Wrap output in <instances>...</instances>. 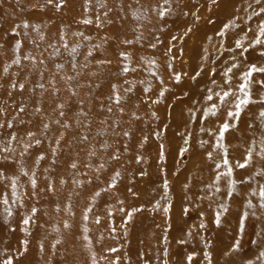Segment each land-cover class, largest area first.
<instances>
[{
    "label": "bare ground",
    "instance_id": "obj_1",
    "mask_svg": "<svg viewBox=\"0 0 264 264\" xmlns=\"http://www.w3.org/2000/svg\"><path fill=\"white\" fill-rule=\"evenodd\" d=\"M172 1L176 4L175 7L179 8L170 21L180 20L185 13L189 17L194 10V5L180 6L181 0ZM207 1L209 0H196V4ZM223 1H226L227 5L230 3L233 5L234 2V0L220 2ZM245 1L236 7V12L240 11L245 23L236 26L233 34L227 35V39H225L226 35L213 33L214 49H206L201 44H189L187 48L197 51L198 57L202 60L201 64L191 62V70L198 71V75L194 78L190 73L187 74L182 85L177 86L173 83L164 93L168 98L177 96L179 91L184 93L182 99L184 104L182 101H177L171 106L176 115L174 118L176 120H173L175 125L186 123L182 128V135L189 136V141L183 140L179 147L187 144L190 149L188 151L192 153V159L183 161L175 156L178 150L175 152V147L170 149V143H167L165 152L161 153V157L158 156V161H162L167 177L171 178L173 173L180 176L177 180L174 175V181L171 180L173 185L169 188L172 189V194H165L170 200L192 207L193 212L190 214H183L178 208L175 223L177 226L189 223L194 234L174 237L175 228L169 232L168 229L164 231L167 237H171L181 249L194 247L193 251L198 253L195 260L197 264L211 262L208 254L205 256L199 253L201 250L212 251V261L215 258L216 264H234L241 260V254L244 253L241 243H238L230 253L221 255L220 246L213 242L212 235L242 236L244 231L258 237L264 234V196H261L264 189L257 187L264 181V166L260 163L264 159V71H253L248 80L244 78V73L248 72L253 65L258 69L264 68V35L260 32V29L264 28V12L261 11L264 8V0ZM0 4H2L0 9L5 16H15L18 19L27 17L22 10L5 0H0ZM257 10H259L258 14H256ZM162 20L165 23L168 21L167 18ZM232 23L230 22L229 25L235 26ZM80 27H70V29L74 34L85 36V39L92 35L86 27L84 30ZM248 27L249 30H247ZM2 31L3 29L0 28V33ZM236 34L241 38L240 48L234 47L233 51L224 52L220 48L222 41L231 40ZM5 35L4 33V39ZM78 38L83 39L80 36ZM256 40L262 43L257 44ZM95 41L103 44L102 40L95 39ZM185 42L188 40L186 39ZM81 57L90 60L87 57H92V54L81 55ZM120 59L119 62L114 63L113 68L120 66ZM35 64L39 65V62ZM229 69H231L230 72ZM13 70L14 67L10 72ZM75 74L78 77L81 76V72ZM49 82L48 74L36 80L29 75L22 80V89L16 90L17 93L23 94V89L30 86L27 95H31L34 90L48 85ZM92 82L90 79L85 84L94 87L95 84H91ZM242 84L246 85V89H241ZM226 91L234 95L224 97L222 100L221 97ZM245 91L250 94V102L241 106L242 111L238 117H230L229 111L236 110L237 98L243 99ZM209 96L212 97L211 100L208 99ZM25 98L27 100L23 99V102L19 104L22 107L31 106L32 100L34 104H39L34 95ZM66 100L72 101L71 97H66ZM188 102L193 105V109L190 110L186 106ZM78 109H82V105ZM36 110L39 111L35 105L31 112L33 115H29L28 110L23 113L14 112L8 108L3 110L0 107V112L3 111L7 121V125L0 126V138L2 141L12 140L8 148V150L12 149L11 151H0V159H2L0 163V247L5 248V251H0V261L2 264L11 260L14 264L25 262L60 264L62 261H64L62 264H69L70 260L73 262L80 252L82 255L86 251L103 255L108 251L99 247L100 243L102 241L105 243L110 230L115 231L118 226L110 227L104 219L98 220L97 217H92L90 221L85 217L86 208L98 209L99 214L104 218L109 215L107 208L102 209L96 203L97 197H100L101 202L110 201L109 195L97 183L104 180L108 184L111 181L106 178V175L115 174L119 178L117 182L131 185L122 186L130 189L129 193L136 194L138 189H142L145 193L142 196L139 194L135 205L163 202L165 199L163 184L157 183L155 177L150 178L148 172L147 175H143L144 177L136 175L140 173L139 166L136 161L130 162L129 156L127 159L131 165L123 164L124 160L109 157L108 166H113L112 169L105 171L106 166L102 163L101 170L90 171L94 166H99L102 156H106L108 149L102 148L97 140L85 143L83 133L80 136H59L61 129L67 127L74 129L75 123L56 122L48 118L40 121ZM72 110L75 111V108ZM61 111L65 113L62 106L57 114ZM9 121L10 124H8ZM132 121H134L133 118L130 122ZM173 121L168 120V123L172 125ZM225 122H228L231 127L219 141V144L224 145L222 148L218 146L217 137ZM87 128L89 130L86 134L106 138L115 136L114 132L104 130L103 127ZM172 136L170 128L165 135L166 141L169 142ZM52 138L55 139L51 140ZM149 140L154 143L152 139ZM225 160L227 163L224 162ZM246 160L247 167L238 166V163H245ZM191 169L193 170L190 171ZM230 169L231 172H229ZM185 171L190 173L184 175ZM216 171H222L223 174H215ZM130 176H132L131 181L126 180ZM218 176L219 179H217ZM186 183L190 184L191 190L186 189ZM149 189L155 193L150 192ZM120 197L118 194L114 199ZM147 213L146 210L138 211L136 215L144 222L153 221ZM218 213L219 217H217ZM251 215L254 225L247 219V216ZM119 216V213H112L114 219ZM59 218L67 221L68 225L62 227L57 223ZM25 220H28V223H24ZM136 221L135 219L134 223ZM236 222L239 225H236ZM162 224L158 221L156 228L146 227V232L149 234L152 232L148 240L149 245L155 241L157 234L160 237L159 231ZM100 228L103 230L102 238L99 236ZM74 235H85L83 245H80L79 240H71ZM55 239L58 241L56 244ZM65 241L66 243L63 244ZM256 245L257 250L250 249L245 252V255L252 258L253 264H264V238L261 241L257 240ZM250 247H253V243ZM178 251L184 253L186 250L178 249ZM115 252L121 255L119 249Z\"/></svg>",
    "mask_w": 264,
    "mask_h": 264
},
{
    "label": "rangeland",
    "instance_id": "obj_2",
    "mask_svg": "<svg viewBox=\"0 0 264 264\" xmlns=\"http://www.w3.org/2000/svg\"><path fill=\"white\" fill-rule=\"evenodd\" d=\"M5 1L22 10L27 17L18 19L15 16H5L0 9V28L3 29L0 33V107L3 110L8 108L23 113L28 110L30 111L28 114L33 115L31 112L36 105L39 109L36 110V114L40 121L48 118L56 122H74V129L71 127L61 129L58 135L80 136L83 133L85 143L97 140L102 148L108 149L106 156H102L99 166H94L90 171H99L102 163L106 166L105 171L112 169L113 166H108L109 157L124 160L123 164L127 165L136 161L140 170L136 175L144 177L143 175H147L148 172L150 178H157L156 182H162V190L164 188L163 202L135 205L139 194L142 196L145 192L138 189V193L131 194L130 189L122 187L125 185L123 182H117L119 178L115 174L106 175L111 182L106 184V181L102 180L97 184L109 195L110 201L101 202L100 197H97L96 203L102 209L107 208L109 215L104 218L99 214L98 209L86 208L85 217L88 221L92 217H97L98 220L104 219L110 227L118 226L115 231L110 230L106 242L102 241L99 245L108 252L103 255L93 251H86L82 255L80 252L73 262L70 260L69 264H183L184 262L197 264L195 260L198 253L193 251L194 247L181 249L171 237H167L164 231L168 229L169 232L175 228L174 237L194 234L189 223L178 226L175 223L178 208L183 214H190L193 212L192 207L166 197V194H172V189L169 187L173 185L171 180L174 181V175L177 180L180 176L173 173L171 178L167 177L162 161H158V156L161 157V153L165 152L167 143H170V149L175 147V152L178 150L175 155L177 158L183 161L192 159L187 144L179 147L183 140L189 141V136L182 135V128L186 123L175 125L173 120H176L174 119L176 115L171 106L177 101L183 102L184 93L179 91L177 96L170 98L164 93L173 83L177 86L182 85L187 74L190 73L194 78L198 75V71L191 70V62L201 64L202 60L198 57L197 51L187 48L188 45L201 44L206 49H211L214 42L213 33L226 35L225 39H227V35L233 34L236 26L245 23L240 11L236 12V7L246 1L234 0L233 5L231 3L227 5L226 1L220 2L221 0H209L199 4H196V0H181L180 6L194 5V10L189 17L185 13L178 21H170L179 8L175 7L176 4L172 0ZM258 12L259 10L256 14ZM225 17L230 19L223 20L222 18ZM162 18H167V23ZM228 21L233 22L235 26L229 25ZM225 25L228 27L226 28ZM78 26L83 30L86 27L92 35L85 39V36L74 34L70 27ZM249 29L248 27L247 30ZM201 31L209 34H202ZM78 36L83 39L80 40ZM95 39L102 40L103 44L96 42ZM186 39L188 42H185ZM240 43L241 38L236 34L231 40L222 41L220 48L224 52H230L234 47L240 48ZM85 54H92V57H87L90 60L81 57ZM119 58H121L120 66L113 68L114 63L119 62ZM36 62H39V65H36ZM12 67L14 70L10 72ZM80 72L81 76L78 77L75 73ZM44 74L50 76L48 85L39 87L31 95H27L30 86L23 89V94L17 93L16 89H22V80L27 76L30 75L36 80ZM177 76L179 80L176 79ZM16 78L19 80H15ZM90 79L93 81L91 84H95L94 87L85 84ZM33 95L39 104H34L32 100V107L19 105L23 99L27 100L25 97ZM66 97H71V103ZM81 105L82 109L79 110L78 107ZM61 106L65 113L61 111L57 114ZM186 106L190 110L193 109L190 102L186 103ZM138 107L140 108L137 109ZM73 108L75 111L72 110ZM4 115L1 111L0 126L7 125ZM132 118L134 121L130 122ZM168 120L173 121L172 125ZM87 127H103L104 130L114 132L115 136L106 138L86 134L89 130ZM170 128L173 136L167 142L165 135ZM11 143L12 140L2 141L0 138V151H11L12 149L8 150ZM150 157L151 162H149ZM1 161L2 159L0 163ZM260 163L264 166V159ZM188 173L190 172L185 171L184 175ZM215 174L223 173L216 171ZM131 179L132 176L126 180L131 181ZM185 187L191 190L189 183H186ZM257 187L264 189V181ZM149 191L155 193L152 189ZM118 194L121 197L114 199ZM145 210L153 221L144 222L136 215L138 211ZM115 212L120 216L114 219L112 213ZM135 219L136 223H134ZM247 219L253 223L252 215L247 216ZM158 221L163 223L159 231L160 237L157 234L155 241L152 242L154 245L152 243L149 245L148 240L152 232L150 234L146 232V227L156 228ZM57 223L62 227L68 225V222L62 221L61 218ZM236 225H239L238 222ZM229 235L211 236L213 242L220 246L221 255L230 253L238 243H241L244 253L241 252V260L234 264H253L252 258L245 255V252L250 249L257 250L256 242L261 241L264 234L258 237L244 231L242 236ZM99 236L103 237L101 228ZM84 237L85 235H74L71 240H79L80 245H83ZM54 242L56 244L58 241L55 239ZM65 243L66 241L63 244ZM252 243L253 247H250ZM0 249L2 252L5 251L4 247ZM118 249L121 255L115 252ZM178 249L186 251L180 253ZM199 253L205 256L208 254L211 259L210 264L217 263L215 258L212 261V251L201 250ZM188 257H191V260ZM62 263L64 261L60 262ZM5 264H14V261Z\"/></svg>",
    "mask_w": 264,
    "mask_h": 264
},
{
    "label": "snow or ice",
    "instance_id": "obj_3",
    "mask_svg": "<svg viewBox=\"0 0 264 264\" xmlns=\"http://www.w3.org/2000/svg\"><path fill=\"white\" fill-rule=\"evenodd\" d=\"M49 2H51V0H49ZM261 11L264 12V8H262ZM225 27L227 28L228 25H225ZM260 32H261V35H264V28H261V29H260ZM237 43L239 44V41H237ZM256 43H257V44H261L262 41H260V40H256ZM234 66H235V65H234ZM228 71L230 72L231 69H229ZM253 71H264V68H259V69H258V68H256V67L253 65L252 68H251L248 72H245V73H244V78H245V80H248L249 76H251V74H252ZM176 79L179 80V76H177ZM21 87H22V86H21ZM241 89H242V90L246 89V85L242 84V85H241ZM230 95H234V93H229V92L226 91V92H224L223 97H221V99L223 100L224 97H228V96H230ZM208 99L211 100L212 97L209 96ZM237 99H238V103H236V105H235L236 110H235V111H229V113H228V115H229L230 117H233V118L238 117V116L240 115V113H241V111H242V107H241L242 105H245V104H247V103L250 102V94H249L247 91H245V92H244V98H243V99L237 98ZM210 111H212V110H210ZM230 127H231V125H230L228 122H225V123L221 126V131H220V133H219V136L217 137L218 146H220V147H222V148L224 147L223 144H219V141L223 139L225 133L229 130ZM224 162L227 163V160H225ZM247 163H248V161L246 160L245 163H238V166L241 167V168H245V167H247ZM73 166H75V165H73ZM229 172H231V169L229 170ZM217 179H219V176L217 177ZM97 195H98V194H97ZM261 196H264V191L261 192ZM217 217H219V213L217 214ZM130 218H131V217H129V219H130ZM218 222H219V219L217 218V223H218ZM24 223H28V220H25ZM188 259L191 260V257H188Z\"/></svg>",
    "mask_w": 264,
    "mask_h": 264
}]
</instances>
